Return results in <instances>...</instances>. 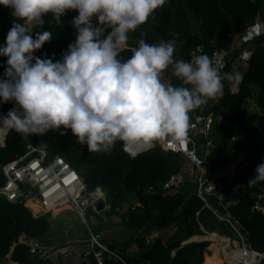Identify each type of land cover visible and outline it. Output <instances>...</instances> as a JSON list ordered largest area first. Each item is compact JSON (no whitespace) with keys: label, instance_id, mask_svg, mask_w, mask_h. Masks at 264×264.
<instances>
[{"label":"trees","instance_id":"trees-1","mask_svg":"<svg viewBox=\"0 0 264 264\" xmlns=\"http://www.w3.org/2000/svg\"><path fill=\"white\" fill-rule=\"evenodd\" d=\"M76 15L77 12L70 11L61 17V26L51 22L50 16H45L43 27L34 29L33 37L37 31H49L53 34L52 40L46 42L34 55L42 59L51 58L53 62L61 60L62 53L75 41L76 31L71 21ZM258 16L264 21V0H168V3L155 11L154 19L150 18L145 25L129 33V47L120 54L125 60L129 58L142 33L146 32L143 38L150 44L161 40L175 41L174 58L185 61H190L191 52L197 44L203 46L202 54L208 56L214 46L225 47L229 50V56L224 73H228L231 62L245 43H252L243 71V81L239 82L238 89L232 91L225 79L223 98L207 108L226 119V123L217 130L213 123L212 129L217 135L211 131L213 146L205 156L209 171L221 167L234 153L244 149L242 140L234 143L235 150L232 151L231 137L241 138L245 132L256 129H263L264 132V30L237 47H231L232 38L227 36L228 32L237 35L244 33ZM12 20L10 9L0 6V45L4 43ZM6 59L0 57V80L4 79ZM165 74L170 76L173 86L181 85L182 82L172 75L171 69ZM13 106L14 102L0 103V117L6 116ZM198 112L199 108L190 113V121ZM4 137L3 144L0 143V185L4 182L1 163L23 154L26 144L32 143L44 147L50 155H62L82 175L87 187L101 184L109 188V212L122 205L127 194H133V200L122 213L128 232L122 245L148 225L157 230H166L165 234L157 233L148 249L142 253V259H149L151 264H202L204 255L209 253L208 242L192 240L182 243L194 234H201L197 221L206 229L227 232L225 226L217 221L203 200L196 195L179 212H175L182 198L194 185L193 182L183 181L184 186L176 191L160 190L161 183L168 175L185 165L186 160L179 152L165 151L157 144L133 158L117 142L110 153H92L87 151L86 145L77 143L70 129L66 130L65 135L50 130L43 136L23 138L7 125H4L2 131L0 125V140ZM244 152L246 163L237 168L234 175L242 185L236 194L226 192L224 201L228 202V210L248 233L249 244L264 250V213L250 209L254 192L264 190V182L248 184L255 176L256 167L264 162V151L249 146ZM49 226L48 216H35L25 200L11 202L0 194V264H41L40 253L30 251V243L20 240L19 236L25 233L40 240ZM108 244L114 247L112 243ZM122 256L129 263L141 261ZM105 263L122 264L110 255L106 256ZM260 264H264V258Z\"/></svg>","mask_w":264,"mask_h":264},{"label":"clouds","instance_id":"clouds-1","mask_svg":"<svg viewBox=\"0 0 264 264\" xmlns=\"http://www.w3.org/2000/svg\"><path fill=\"white\" fill-rule=\"evenodd\" d=\"M168 0H0L13 17L0 57H6L0 80V103L14 102L0 123L21 134L45 135L66 130L92 153H110L119 142L135 158L169 139L184 144L190 113L223 98L224 80L243 81V73L217 70L207 54L192 61L175 59V41L148 43L142 33L132 55L129 33L154 19ZM78 13L71 23L75 41L62 59L34 53L52 40L42 28L45 16L61 26V17ZM172 75L182 83L173 86ZM61 129L65 131H61ZM264 182V162L249 185Z\"/></svg>","mask_w":264,"mask_h":264},{"label":"built area","instance_id":"built-area-1","mask_svg":"<svg viewBox=\"0 0 264 264\" xmlns=\"http://www.w3.org/2000/svg\"><path fill=\"white\" fill-rule=\"evenodd\" d=\"M253 35V30L249 28L242 33L240 39L245 41ZM227 36L234 38L232 32H228ZM202 50L203 46L197 44L191 52L190 61L201 55ZM228 56L229 50L218 46H214L209 55L222 76ZM165 79L170 83L169 75L165 74ZM223 82L225 83V80ZM211 105L212 102L209 101L199 108V112L190 121L188 138L184 144H177L171 139L158 144L165 151L181 153L186 160L185 165L171 172L161 183L160 190L163 192L178 190L184 181L183 173L186 172V178H191L197 186L195 195L203 200L204 205L210 209L217 221L227 229V232L206 229L197 221L202 240L208 242L207 247L214 246L225 264H260L264 258V250L253 248L249 244L248 233L228 210V202L224 201L226 192L236 194L242 185L234 178V175L236 169L246 163L244 154L234 153L221 166L219 176L211 173L212 171H209L205 164L207 151L213 146V140L210 137L213 123L216 122L217 128L226 123V119L221 114H213L212 111L207 110ZM198 134L204 136L203 142L206 144V153L203 156L197 151L199 143L195 137ZM237 141L240 142V138L231 137L232 151L235 150L234 143ZM0 143L3 144V140H0ZM188 167L193 169L192 174ZM1 172L4 175V182L0 185V194L11 202L23 199L28 207L30 203H35L45 214L52 213L60 207H70L86 222V209L91 208L97 212V202H101V209L110 207L111 196L106 186L96 184L93 187H87L82 175L67 159L60 154L50 155L44 147L39 145L27 143L23 154L1 163ZM250 209L264 213V190L254 192ZM156 235L149 234L146 242L151 243ZM29 243L32 252L40 253L43 249L36 238H32ZM85 247L86 252H93L97 264H106L107 255L117 258L122 264H140L141 262L151 264L149 259L129 263L116 248L111 247L104 240L101 230L89 231ZM66 249L65 246L58 248L61 252H65Z\"/></svg>","mask_w":264,"mask_h":264},{"label":"crops","instance_id":"crops-1","mask_svg":"<svg viewBox=\"0 0 264 264\" xmlns=\"http://www.w3.org/2000/svg\"><path fill=\"white\" fill-rule=\"evenodd\" d=\"M253 30L254 35L262 32L264 30V21L258 16L255 21L247 28ZM246 31V30H245ZM234 38L231 40V47H237L241 42L240 39L242 34L237 35L232 32ZM238 37V38H237ZM249 40V39H247ZM245 40V41H247ZM252 43H245L244 48L241 52L233 59L231 62V68L228 71L231 73L242 72L246 68L249 54L252 50ZM229 88L232 91L238 89L239 83L234 81H226ZM213 103V101H210ZM255 107V106H254ZM253 107V108H254ZM214 129L217 130V124L214 122ZM213 128V126H212ZM214 130V131H215ZM216 133V131H215ZM243 140L244 149L249 146L258 148L264 151V132L263 129H256L255 131L245 132L240 141ZM244 149L239 151V155L245 156ZM191 168V167H188ZM221 167L211 170L215 176L220 175ZM187 182H193L191 178H186ZM185 181V180H184ZM185 183H182L180 187H183ZM109 189V188H108ZM110 192V190H109ZM111 195V192H110ZM130 200H125L122 205L118 206L113 212H109L108 209L97 208L96 212L93 209H86L89 221L85 217L84 222L70 207H60L54 212L45 214L38 206L34 203H30L32 213L35 216L47 215L50 226L48 230L40 238L39 242L43 249L40 252L41 264H92L90 260L86 257V245L89 231L101 230L103 233V238L106 242L113 244L114 248L118 249L122 255H126L131 259H142V253L145 252L150 243L146 242V237L152 233L165 234L166 230H157L151 225H148L142 229L138 235L134 236L132 239L127 241L126 244L122 243L127 239V227L122 219V213L125 211L127 205L133 200V194ZM126 199V197H125ZM32 238L25 233L20 234L19 239L22 241L29 242ZM192 240L201 241L200 234H194L182 243L189 242ZM65 246L67 247L65 252H61L58 248ZM209 253L204 255V260L202 264H225L221 261L219 253L214 246L207 247ZM207 259V263H206Z\"/></svg>","mask_w":264,"mask_h":264},{"label":"water","instance_id":"water-1","mask_svg":"<svg viewBox=\"0 0 264 264\" xmlns=\"http://www.w3.org/2000/svg\"><path fill=\"white\" fill-rule=\"evenodd\" d=\"M196 140H197V142L199 143V145H198V147H197V151H198V153L200 154V155H205V153H206V144L203 142V140H204V136L202 135V134H198V135H196ZM4 142V141H3ZM183 180H186V172H184L183 173ZM196 188H197V186L196 185H193L192 187H191V189L188 191V193L182 198V200L180 201V203L178 204V206L175 208V212L177 213V212H179L180 211V209H181V207L192 197V196H194L195 195V193H196ZM96 207L97 208H100L101 207V202H97V204H96ZM86 257L90 260V262L92 263V264H97L96 263V260H95V257H94V255H93V252H88L87 254H86ZM140 264H143V262H141ZM171 264H173L172 262H171Z\"/></svg>","mask_w":264,"mask_h":264},{"label":"rangeland","instance_id":"rangeland-1","mask_svg":"<svg viewBox=\"0 0 264 264\" xmlns=\"http://www.w3.org/2000/svg\"><path fill=\"white\" fill-rule=\"evenodd\" d=\"M0 125L2 126V131H4V124H2V123H0ZM9 128V127H8ZM8 131V130H7ZM214 134H216L215 133V131H213V129L211 130ZM217 135V134H216ZM5 140V137H4V139H3V141ZM189 172H190V174H192L193 173V169L192 168H190V170H189ZM130 197H132V195H130ZM129 195H126V200H130L129 198ZM85 217L87 218V220L89 221V218H88V215H87V213L85 212Z\"/></svg>","mask_w":264,"mask_h":264}]
</instances>
